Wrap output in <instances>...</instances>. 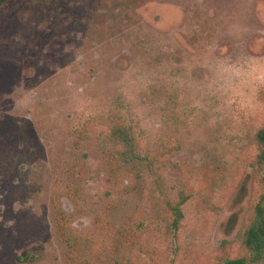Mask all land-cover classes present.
Listing matches in <instances>:
<instances>
[{
  "label": "rangeland",
  "instance_id": "rangeland-1",
  "mask_svg": "<svg viewBox=\"0 0 264 264\" xmlns=\"http://www.w3.org/2000/svg\"><path fill=\"white\" fill-rule=\"evenodd\" d=\"M117 120L171 217L115 171ZM264 0H11L0 15V264H223L264 195ZM72 218L73 250L55 209ZM123 244L119 250L118 245ZM264 264V260L255 262Z\"/></svg>",
  "mask_w": 264,
  "mask_h": 264
},
{
  "label": "trees",
  "instance_id": "trees-1",
  "mask_svg": "<svg viewBox=\"0 0 264 264\" xmlns=\"http://www.w3.org/2000/svg\"><path fill=\"white\" fill-rule=\"evenodd\" d=\"M11 0H0V15ZM99 137L108 147V153L115 171L126 173L130 177L131 191L138 194L143 193L145 186L150 184L152 189L150 198L154 206L164 209L171 217L166 226V234L174 237L180 229L183 220V206L188 201L184 189H179L177 197H173L164 186L163 179L159 173L160 165L158 158L151 157L141 151L139 139L132 129L119 121L114 120L111 127L99 134ZM254 144L258 148L257 162L264 167V127L259 129L253 137ZM56 231L73 249L82 242L81 236L75 233L72 228V218L62 208L55 209ZM241 244L246 249L248 257H236L226 259L223 264H255L264 260V195L254 207V216L248 223L242 234ZM123 247L118 245L119 250ZM100 264H129L123 259L116 260L99 257Z\"/></svg>",
  "mask_w": 264,
  "mask_h": 264
}]
</instances>
